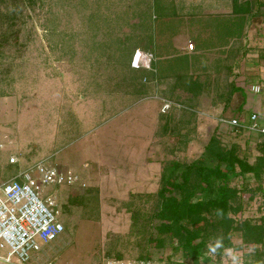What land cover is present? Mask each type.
<instances>
[{"label":"rangeland","instance_id":"1","mask_svg":"<svg viewBox=\"0 0 264 264\" xmlns=\"http://www.w3.org/2000/svg\"><path fill=\"white\" fill-rule=\"evenodd\" d=\"M152 1L0 0V182L41 160L78 176L72 186L45 189L54 196L63 233L42 245L35 264H101L103 257L118 255L190 264L168 241L156 245L161 224L151 215L163 166L196 159L211 135L225 147L235 145L249 163L264 155V136L216 120L264 112V0H247L252 13L241 43L201 52L190 64L201 86L192 95L172 79H160L158 67L166 64L157 63L154 48L172 31L185 44L199 38L215 19L231 18V2L173 0L195 24H167ZM136 50L153 54L157 78L131 66ZM230 85L242 88L244 102ZM163 100L175 106L162 112ZM10 157L16 162L9 163ZM138 165L144 170L138 172ZM112 168L122 176L128 172L116 176V191L112 181L100 178L110 177ZM131 178L141 191L121 186L119 179L133 186ZM100 182L106 183L101 193ZM230 185L239 191V207L230 216L238 224L259 222L264 175L259 181L248 174L233 177ZM214 244L205 246L200 262L255 264L239 231ZM257 264H264V256Z\"/></svg>","mask_w":264,"mask_h":264},{"label":"trees","instance_id":"2","mask_svg":"<svg viewBox=\"0 0 264 264\" xmlns=\"http://www.w3.org/2000/svg\"><path fill=\"white\" fill-rule=\"evenodd\" d=\"M22 1L31 4L36 0ZM230 2L232 13L250 14L247 0ZM152 3L155 9L157 0ZM151 68L154 69L153 62ZM144 72L151 74L153 79L157 78L153 71ZM194 90H199V86ZM230 91L233 92L234 88ZM247 174L256 181L261 179L264 155L260 154L254 163H249L239 156L235 145L223 146L216 135L209 137L196 159L187 163L167 162L162 168L151 215L161 224L157 247L168 241L175 252H180L183 260L190 264H205L207 260L202 258L200 262V257L207 244H222L230 232L239 231L241 243L252 247L254 263L257 264L264 256V216L259 222L241 224L230 216L233 208L239 207V191L230 185V179ZM220 251V248L216 249L217 253Z\"/></svg>","mask_w":264,"mask_h":264},{"label":"built area","instance_id":"3","mask_svg":"<svg viewBox=\"0 0 264 264\" xmlns=\"http://www.w3.org/2000/svg\"><path fill=\"white\" fill-rule=\"evenodd\" d=\"M187 50L193 49L188 42ZM154 60L150 52L136 50L131 59L135 69L153 71ZM175 106L163 100L161 111L165 112ZM221 124L233 130H248L264 136V117L250 113L246 123L238 117L220 120ZM14 157L9 163H15ZM78 176L70 171H63L44 160L38 161L24 170L14 174L0 183V261L6 264H35L36 254L42 245L56 241L63 233V225L58 220L55 210L54 196L46 193L47 186H72ZM43 264H53L46 261ZM101 264H157L147 257L125 258L105 256Z\"/></svg>","mask_w":264,"mask_h":264},{"label":"crops","instance_id":"4","mask_svg":"<svg viewBox=\"0 0 264 264\" xmlns=\"http://www.w3.org/2000/svg\"><path fill=\"white\" fill-rule=\"evenodd\" d=\"M169 2H167L168 4H162L157 1V6L159 5L160 8H162V13H163V19L164 22L167 23V20H171V19H175V21H177V23H182L185 21V24L188 23H194L195 21H189L188 17H191L192 14L188 15L186 18L183 16H181V12H180V8L177 7V10L175 9V4L179 3V1L181 0H168ZM175 3L173 5V3ZM239 3H241V0H238ZM249 2V1H248ZM177 5V4H176ZM169 7V8H168ZM249 7H250V14L249 15H242L241 13L239 14H234L231 12V6H230V19H215L213 26L211 27H207L204 30V33H202V35H200V37L198 38H194V40L192 39V41H189L190 43L193 44V49L192 50H187L186 49V45L184 42H182V40L180 41V36L182 37V35L180 33H175L172 31L171 36L169 37V40H165L163 43V46L161 44L160 48L156 47L154 48V56L157 59L156 61H160L157 62L158 64H161V61H163L164 59V63L166 64L165 69H161L160 67H158V72L161 73L160 74V79H172L173 82V86L177 87V88H181L182 90H187L185 91L186 94H193L192 90L196 89L199 86L200 89V85L197 84L196 86L194 85L196 83V76L194 74H191V67L190 64L197 61L199 59V55L201 52H205V51H218L220 48H226L228 49V45L229 43L235 41V40H239L241 43V40L244 39V33H245V27L246 25H248L249 19L251 17V3L249 2ZM169 9V10H168ZM177 16V17H176ZM155 17V16H154ZM182 19V20H181ZM182 21V22H181ZM169 23V21H168ZM167 23V24H168ZM197 23V22H196ZM195 24V23H194ZM151 44V42H150ZM152 44L153 47L154 43L152 40ZM215 48H217L215 50ZM162 51V52H161ZM223 51V50H221ZM227 51V50H226ZM226 51H223L224 53ZM228 54L230 52H232V49L227 51ZM151 53V52H150ZM221 53V52H219ZM152 54V53H151ZM153 55V54H152ZM158 64L154 63V70L155 68L158 66ZM219 67V66H218ZM223 67H226L225 65H223ZM160 68V69H159ZM168 72V73H167ZM191 75L193 77H191ZM174 80V81H173ZM183 80V82H182ZM234 88L233 92H230L231 94L234 93H239V96L241 97V99L243 98V102L245 99V94L244 91L242 90V88L240 87H236L233 85H230V89ZM189 91L191 93H189ZM243 102H241L237 109H240L243 104ZM250 113H257L259 116L264 117V112H259L258 110L254 109L249 111ZM249 113V114H250ZM248 114V115H249ZM205 116L206 119H209L212 116V114L209 113H205L203 114ZM247 115V117H248ZM237 117L235 115H232L230 117L225 116L223 114V116L217 118L216 120L219 122L220 120L224 119V120H228L231 118ZM247 117L243 120L241 119V117L238 116V119L241 123H246L247 122ZM220 126L228 128L226 125L221 124L219 122ZM30 166V165H29ZM135 169L140 172L141 170H144V167L136 166ZM110 177H100L102 179H109V181H112L113 185L112 186V190L116 191V187L117 185L115 184V181L117 179V177L119 176L121 177H128V172L127 170H125L123 172V176L120 174V172H117L116 169L112 168L111 172L109 173ZM161 175V174H160ZM117 176V177H116ZM132 179V185H130V183L126 182V179H119V181L122 182L123 187L127 188L126 190L129 191V189L131 188H136L137 192L141 191L140 189V184L139 181H134V178ZM136 180H139V178H136ZM3 182V181H1ZM0 182V183H1ZM136 182V183H135ZM104 183V182H103ZM101 185L98 184V192H102L103 190H105V184ZM103 189V190H102ZM140 189V190H138ZM0 264H6L2 261H0Z\"/></svg>","mask_w":264,"mask_h":264}]
</instances>
